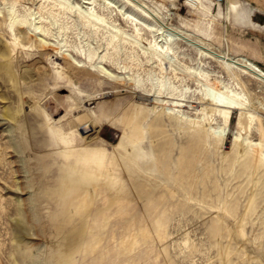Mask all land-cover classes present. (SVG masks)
<instances>
[{"label":"rangeland","instance_id":"374dc122","mask_svg":"<svg viewBox=\"0 0 264 264\" xmlns=\"http://www.w3.org/2000/svg\"><path fill=\"white\" fill-rule=\"evenodd\" d=\"M241 3L0 0V264H264V82L220 57L264 69Z\"/></svg>","mask_w":264,"mask_h":264},{"label":"bare ground","instance_id":"6f19581e","mask_svg":"<svg viewBox=\"0 0 264 264\" xmlns=\"http://www.w3.org/2000/svg\"><path fill=\"white\" fill-rule=\"evenodd\" d=\"M129 2V0H128ZM133 2V1H132ZM131 2V3H132ZM139 11H141L143 13V15L145 16H149V11L147 9V7H145L144 4H141V3H135L134 2L132 3ZM217 4H220V2H217ZM208 10V9H207ZM87 11V15L90 17L89 20L91 23H94L95 22V25L103 22V18L96 14L94 11H92V9L90 10H86ZM87 17V16H86ZM38 26V25H36ZM36 29L39 28L38 27H35ZM34 28V29H35ZM151 28V27H149ZM161 28V27H160ZM152 29V28H151ZM164 29V28H163ZM23 30V29H21ZM154 30V29H153ZM174 31V30H173ZM172 30H169V29H164L162 32L165 33V37L162 38L160 41H159V38L155 41L154 45H155V49L156 51H159V53H166L167 54H171L172 53V47L171 45L173 44V42L176 40V39H180L179 35H177L175 32H173ZM40 33V32H39ZM180 34V33H179ZM42 41V40H41ZM164 41V42H163ZM161 42H163L164 44H160ZM12 43L15 45V47H22V42L21 40H19L17 37L12 41ZM45 44H47L49 46V43L46 42L44 40ZM196 43V42H194ZM192 45V44H191ZM198 44H195L193 45L195 48L199 49L204 55H208V56H212V54L215 55V53H213L210 49L206 48L205 46H202V45H199ZM211 53V54H210ZM100 55V54H99ZM220 57H222L226 63H228V61H232L233 63H236L238 65H240L241 67H243L247 72L251 73L252 76H254L255 78L261 80L264 82V69H262L257 63H255L254 61H252L250 58L248 57H245L243 55L241 56H238L237 59H235V57H229L227 55H220ZM104 68V67H103ZM229 68V67H228ZM104 71V69H102ZM106 73H107V70H106ZM225 85L223 86V89H225ZM212 89V93L213 95L215 96V99H218V100H227V102H229L231 105H244V103L242 102V100H244V95L242 96L239 92H234L233 90L230 91V94H223L222 91L220 90H216L215 88H211ZM226 90V89H225ZM59 98V97H58ZM64 98L69 102L68 104H70V107H71V110L69 111V113H72L73 112V107H74V104L76 103V99H74L72 97V95H70L69 93L65 94ZM57 100V99H56ZM65 100V101H66ZM59 101V99L57 100ZM67 104V103H66ZM63 107V105H61ZM59 106V107H61ZM76 106V105H75ZM182 106V105H181ZM77 107V106H76ZM75 107V108H76ZM64 108V107H63ZM61 109V108H60ZM63 110V109H62ZM75 110V109H74ZM65 113V112H64ZM68 113V112H67ZM66 113V114H67ZM61 117V115H59ZM67 116V115H66ZM65 116V117H66ZM54 126L58 129V130H61L63 132H66L67 130V126H68V121H64L62 122L59 117L56 119H54ZM70 122H74V119H72ZM71 123V124H72ZM71 126V125H70ZM69 126V127H70ZM73 126V125H72ZM69 130V129H68ZM120 138V137H119ZM118 142V141H117ZM96 154V152H95Z\"/></svg>","mask_w":264,"mask_h":264},{"label":"crops","instance_id":"0c3cea01","mask_svg":"<svg viewBox=\"0 0 264 264\" xmlns=\"http://www.w3.org/2000/svg\"><path fill=\"white\" fill-rule=\"evenodd\" d=\"M241 0H228V6L230 7V9L233 11L238 10V8L242 9V10H246L247 7L245 6H241ZM237 5H239L238 7H236Z\"/></svg>","mask_w":264,"mask_h":264},{"label":"built area","instance_id":"2783aa9c","mask_svg":"<svg viewBox=\"0 0 264 264\" xmlns=\"http://www.w3.org/2000/svg\"><path fill=\"white\" fill-rule=\"evenodd\" d=\"M221 1V0H220Z\"/></svg>","mask_w":264,"mask_h":264}]
</instances>
